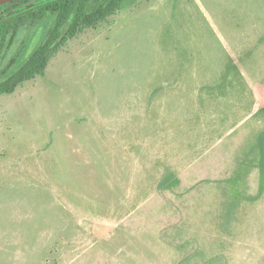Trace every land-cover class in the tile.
<instances>
[{
    "label": "rangeland",
    "instance_id": "obj_1",
    "mask_svg": "<svg viewBox=\"0 0 264 264\" xmlns=\"http://www.w3.org/2000/svg\"><path fill=\"white\" fill-rule=\"evenodd\" d=\"M0 264H264V0H131L0 95Z\"/></svg>",
    "mask_w": 264,
    "mask_h": 264
},
{
    "label": "trees",
    "instance_id": "obj_2",
    "mask_svg": "<svg viewBox=\"0 0 264 264\" xmlns=\"http://www.w3.org/2000/svg\"><path fill=\"white\" fill-rule=\"evenodd\" d=\"M27 1L17 0L11 5L4 6H10L11 9L0 15V38L10 31L15 33L24 22L36 21L48 13L55 17L54 27L46 41L38 47L26 63L21 64L22 58L12 61L19 69L13 77L1 82L7 70L0 72V95L12 94L19 84L43 74L51 55L58 51L68 39L75 37L85 26L94 25L116 13L131 0H36L26 5ZM91 1L94 5L89 7ZM4 7H1L0 11ZM73 13L70 28L67 34L62 36L61 30Z\"/></svg>",
    "mask_w": 264,
    "mask_h": 264
},
{
    "label": "water",
    "instance_id": "obj_3",
    "mask_svg": "<svg viewBox=\"0 0 264 264\" xmlns=\"http://www.w3.org/2000/svg\"><path fill=\"white\" fill-rule=\"evenodd\" d=\"M15 1H17V0H0V8L6 6L8 4H11Z\"/></svg>",
    "mask_w": 264,
    "mask_h": 264
},
{
    "label": "flooded vegetation",
    "instance_id": "obj_4",
    "mask_svg": "<svg viewBox=\"0 0 264 264\" xmlns=\"http://www.w3.org/2000/svg\"><path fill=\"white\" fill-rule=\"evenodd\" d=\"M11 4H13V3H11ZM11 4H9V5H11Z\"/></svg>",
    "mask_w": 264,
    "mask_h": 264
}]
</instances>
